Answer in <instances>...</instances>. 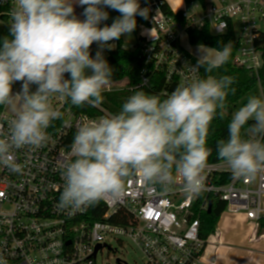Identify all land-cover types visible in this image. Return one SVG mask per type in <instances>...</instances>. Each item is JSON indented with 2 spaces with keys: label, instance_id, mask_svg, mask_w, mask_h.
Instances as JSON below:
<instances>
[{
  "label": "clouds",
  "instance_id": "clouds-1",
  "mask_svg": "<svg viewBox=\"0 0 264 264\" xmlns=\"http://www.w3.org/2000/svg\"><path fill=\"white\" fill-rule=\"evenodd\" d=\"M76 3L83 7L84 19L75 14ZM106 8L119 13L110 25L103 23L109 19ZM149 11L140 0H14L8 32L0 37V106L14 113L7 133L0 132V165L22 173L15 151L48 141L47 129L64 115L53 107V98L78 108L103 103L113 77L104 50L130 36L136 17L147 19ZM232 50L231 41L221 49L198 45L191 68L209 75L177 85L164 98L136 88L118 112L77 124L73 158L61 166L57 208L74 215L102 200L118 199L133 176L145 189L168 192L179 181L189 198L205 191L212 151L207 138L212 122L226 117L227 98L236 91L232 76L211 73L229 62ZM16 82L21 88L14 93ZM227 128V139L216 143L218 159L234 178L264 173V98L249 96L231 114ZM0 264L7 262L0 258Z\"/></svg>",
  "mask_w": 264,
  "mask_h": 264
},
{
  "label": "built area",
  "instance_id": "built-area-1",
  "mask_svg": "<svg viewBox=\"0 0 264 264\" xmlns=\"http://www.w3.org/2000/svg\"><path fill=\"white\" fill-rule=\"evenodd\" d=\"M13 3L0 0L5 9L1 15L8 24ZM140 4L150 11L147 23L135 31V47L129 49L139 53L141 69L139 83L128 90L148 88L156 75H163L165 96L179 84L202 78L200 70L191 68L197 56L181 43L190 29H209L216 36L234 34L238 45L233 65L252 72L260 83L263 53L257 40L264 35V0L193 2L180 12L171 9V15L162 10L166 0H140ZM103 23L109 25V19ZM111 43L116 48L117 42ZM96 51L97 46L93 56ZM122 88L107 86L104 92ZM51 103L64 114L63 119L47 129L43 146L15 151L22 173L0 165V258L7 264H96L100 253L113 250L112 243L124 246L126 242L142 253L146 264H216L207 256L213 236L201 238L200 219H193L195 209L208 211L210 202L214 205L217 199L226 204L222 216H242L254 232L264 222V173L252 179L234 178L223 161L208 163L206 190L195 198L184 193L179 181L163 192L159 187L145 189L133 176L118 199L102 200L74 215L58 209L61 166L73 158L70 146L76 125L110 112L100 105L95 107L98 115L77 113L63 98ZM13 116L6 107L0 110V132L7 133Z\"/></svg>",
  "mask_w": 264,
  "mask_h": 264
},
{
  "label": "trees",
  "instance_id": "trees-1",
  "mask_svg": "<svg viewBox=\"0 0 264 264\" xmlns=\"http://www.w3.org/2000/svg\"><path fill=\"white\" fill-rule=\"evenodd\" d=\"M188 4L193 2H199L201 4L204 3L205 0H185ZM4 8L0 6V37L6 35L8 32V18L4 15H1L4 12ZM82 7V11H83ZM162 10L171 15V8L165 4L162 7ZM109 25L113 22V20L119 16V13L114 10H110L109 12ZM176 18L180 19V15ZM137 19V31L138 26L141 24H146V19L141 18L140 16L136 17ZM188 39L193 46L204 45L209 48L221 49L223 44L231 41L233 42V50L232 55L228 63H226L221 68L215 70L211 75H215L217 77L222 75L232 76L235 80V83L232 85L233 88L236 89L235 94H229L227 98L228 104V113L224 119H215L212 122V126L210 129L209 136L207 138V146L212 150L211 154L208 158V163L220 162L216 154V143L218 140L227 139L228 136V128L227 125L229 120L231 119V114L234 108L237 106L239 101L245 97L249 92L253 91L257 86L264 91V35L257 40V44L263 53V67L260 70V83L258 82L255 74L250 71L244 69H238L233 65V58L237 50V40L234 34L228 33L225 36H216L213 35L209 29H205L202 31L192 30L188 31ZM117 46L112 50L105 49V59L108 61L110 67L113 69V77L112 82H121L125 81L126 85L124 88L120 90H114L109 92H103L104 100L101 104L104 108H106L110 113H116L121 109L122 104L125 102L128 96H130L133 90H128L127 87L135 86L139 83V72L141 69L140 63V55L138 52L130 51L129 49L124 47L123 36L116 40ZM198 58H194V62L196 64ZM202 78L208 73H205L204 69H200ZM66 78L67 74H66ZM36 88L35 85L32 86V90L34 91ZM164 89V77L163 75H156L152 79V83L148 88H144V90L148 93L161 95L162 98L165 96L162 94ZM72 108L77 113H88L91 115H98L99 112L95 107H91L85 105L83 107H75L70 104ZM5 107L0 106V110H3ZM251 123V122H249ZM214 205L212 207L211 212L208 211H200L195 209L194 218H199L201 222V233L200 236L202 239H208L210 236H214L217 233L218 223L222 217L226 209V204L220 202L217 199H213ZM257 234H264V222H262L257 230Z\"/></svg>",
  "mask_w": 264,
  "mask_h": 264
},
{
  "label": "rangeland",
  "instance_id": "rangeland-1",
  "mask_svg": "<svg viewBox=\"0 0 264 264\" xmlns=\"http://www.w3.org/2000/svg\"><path fill=\"white\" fill-rule=\"evenodd\" d=\"M212 0H205V2H210ZM167 4L170 6V8L175 12H180L185 9H189L190 4H188L185 0H166ZM75 14L80 18L84 19L82 13V6H80L78 3L74 4ZM124 41V47L127 49H132L135 47L137 38L135 31L130 35L123 36ZM182 46L188 50L189 52H192L195 56H199L198 52V46L191 45L188 36L184 35L182 37ZM209 48V47H208ZM126 85L125 81L121 82H111L108 86L109 87H123ZM21 88V82H16L13 85V91L19 92ZM256 95L264 98V91L260 88V86H257L253 91L249 92L245 97H243L237 106L234 108L233 112L236 111L239 107H241L244 103H246L247 98L249 96ZM61 98L55 97L53 98L54 101L58 102ZM7 108V107H6ZM9 112H12L10 108H7ZM232 112V113H233ZM237 217L231 214L223 215L219 222V232L221 233V242L222 244H225L228 247L232 248H238L241 249L242 247H245L248 239L244 240V236L247 238V234L249 233L248 229L241 223H236L235 219ZM244 245V246H243ZM112 251L104 250L102 253H100L97 257L96 264H120L117 262V260H120V262L125 264H146V260L142 253L132 244L126 242L124 246H121L117 243H112ZM245 249V248H243ZM242 250V249H241ZM227 254V252L224 254V256ZM258 255H255L253 259H258ZM243 260V259H242ZM245 263L247 261L243 260ZM217 264H225L227 262V258L225 257H216ZM255 262L254 264H256Z\"/></svg>",
  "mask_w": 264,
  "mask_h": 264
},
{
  "label": "crops",
  "instance_id": "crops-1",
  "mask_svg": "<svg viewBox=\"0 0 264 264\" xmlns=\"http://www.w3.org/2000/svg\"><path fill=\"white\" fill-rule=\"evenodd\" d=\"M236 217L235 222L243 224L249 231L247 238L244 236V240L248 239L246 246L242 247L241 250L222 244L221 233L219 232L218 227L217 235L213 236L212 244L207 247L208 258L216 262V257L219 255V257L227 258V262L225 264H254L255 262H257L256 264H264V234L258 235L257 232H254L252 229V224L250 222L244 220L242 216ZM226 252L227 254L224 256ZM255 255H258L259 257L256 260L253 259ZM242 259L247 261V263H245Z\"/></svg>",
  "mask_w": 264,
  "mask_h": 264
},
{
  "label": "water",
  "instance_id": "water-1",
  "mask_svg": "<svg viewBox=\"0 0 264 264\" xmlns=\"http://www.w3.org/2000/svg\"><path fill=\"white\" fill-rule=\"evenodd\" d=\"M96 46H97L96 43H93V45L91 46L90 52H91L92 56H93V50H94V48H95ZM212 205H213V203L210 202L208 212H211V210H212ZM98 248H100V247H98ZM117 262L120 263V260H117Z\"/></svg>",
  "mask_w": 264,
  "mask_h": 264
}]
</instances>
